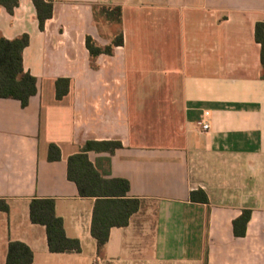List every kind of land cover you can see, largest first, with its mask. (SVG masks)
I'll return each instance as SVG.
<instances>
[{
  "label": "crops",
  "instance_id": "1",
  "mask_svg": "<svg viewBox=\"0 0 264 264\" xmlns=\"http://www.w3.org/2000/svg\"><path fill=\"white\" fill-rule=\"evenodd\" d=\"M46 1L53 16L43 31L32 0L12 15L0 6V35L30 38L23 66L38 88L25 108L0 99V199L9 205L0 210V264L10 242L26 244L33 264H264V80L255 41L264 0ZM94 7L121 8L124 44L92 61L86 37L106 46L117 30L96 20ZM58 79H70L61 100ZM144 102L157 107L150 137L139 130ZM90 141L122 144L89 160L141 200L100 252L91 232L96 199L80 197L68 179L69 157ZM52 144L58 161L48 159ZM198 190L208 204L190 201ZM33 199L55 201L81 253L50 252L45 227L30 220ZM245 210L251 219L236 237L233 222Z\"/></svg>",
  "mask_w": 264,
  "mask_h": 264
},
{
  "label": "trees",
  "instance_id": "2",
  "mask_svg": "<svg viewBox=\"0 0 264 264\" xmlns=\"http://www.w3.org/2000/svg\"><path fill=\"white\" fill-rule=\"evenodd\" d=\"M19 1L0 0V6L12 15L19 6ZM32 2L37 11L39 29L43 31L46 21L53 16V3L46 0H32ZM94 13L96 20L97 17H101L110 25L116 26L117 30L106 46L99 45L91 36L86 37L85 45L92 61L101 55L112 56L114 50L124 44L121 8L94 7ZM255 41L261 46V79L264 80V23L262 22L255 26ZM29 44L30 38L27 34L14 40H7L0 35V99L16 100L24 108L38 93L37 79L29 72H25L23 66V53ZM69 88L70 79H58L56 98L61 100L69 93ZM120 148L122 144L116 141H90L79 153L68 159V179L76 184L80 197L96 199L91 232L97 241L99 252L108 242L110 229L127 226L131 216L141 207V200L128 197L130 184L127 180L105 178L88 157L90 152L112 154ZM60 158V149L56 145H50L48 159L58 161ZM190 201L200 204L209 203L207 195L202 190L191 192ZM0 210L9 212V205L5 200L0 199ZM251 215L252 211L245 210L233 222L236 237L245 236ZM30 220L33 224L45 227L51 253L82 252L80 241L66 236L64 221L57 216L53 199H33L30 203ZM33 262L34 253L26 244L9 243L6 264H33Z\"/></svg>",
  "mask_w": 264,
  "mask_h": 264
},
{
  "label": "rangeland",
  "instance_id": "3",
  "mask_svg": "<svg viewBox=\"0 0 264 264\" xmlns=\"http://www.w3.org/2000/svg\"><path fill=\"white\" fill-rule=\"evenodd\" d=\"M142 108H143V116L148 117L147 119H143L142 121H139V130L145 132V134L147 136L150 135L151 133V129L149 130L150 126L156 125L157 123H159V121L156 118L155 115L157 114L156 112V105L154 103H143L142 104ZM145 135V136H146ZM150 137V136H149ZM153 136H151L152 138ZM155 138V137H153Z\"/></svg>",
  "mask_w": 264,
  "mask_h": 264
},
{
  "label": "built area",
  "instance_id": "4",
  "mask_svg": "<svg viewBox=\"0 0 264 264\" xmlns=\"http://www.w3.org/2000/svg\"><path fill=\"white\" fill-rule=\"evenodd\" d=\"M209 116V113H205V117ZM209 130V125L204 123L202 124V131H208Z\"/></svg>",
  "mask_w": 264,
  "mask_h": 264
}]
</instances>
